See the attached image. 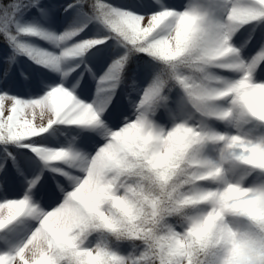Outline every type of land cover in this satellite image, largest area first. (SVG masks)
I'll return each instance as SVG.
<instances>
[{"label":"snow or ice","instance_id":"6c2138e0","mask_svg":"<svg viewBox=\"0 0 264 264\" xmlns=\"http://www.w3.org/2000/svg\"><path fill=\"white\" fill-rule=\"evenodd\" d=\"M0 37V264H264V0H8Z\"/></svg>","mask_w":264,"mask_h":264},{"label":"rangeland","instance_id":"374dc122","mask_svg":"<svg viewBox=\"0 0 264 264\" xmlns=\"http://www.w3.org/2000/svg\"><path fill=\"white\" fill-rule=\"evenodd\" d=\"M0 2L4 3L3 0H0ZM43 2L45 4L49 3L46 0H43ZM52 2L53 3H61L62 0H52ZM132 2H133V0H123L122 6L129 5ZM174 2L179 4V3H182L183 0H174ZM31 16H36L37 18H39V13H37V12H35V10H33ZM54 27L56 28L57 31H63V14L62 13H56L55 14ZM238 36L240 37V39L242 41L244 38H246V33H243V30H242L241 33H238ZM36 43L39 44V46H41V47L49 48L50 50H52L51 46L47 45L45 42L36 41ZM6 57H7V55L5 53H2L0 55V72H2L3 69L6 67V65L3 63V61ZM108 63H110V60L107 58V56L103 55V53H99L96 56H94V59H92V64L95 67L93 72L95 73V75L97 77H99L100 75L103 74ZM20 64H21V66L23 65V68H25V69L31 68L30 66L25 65L24 61L22 59H20ZM13 76L19 84L20 77H19V73L15 69V67H14ZM137 79L141 84H143L144 79H145L144 74L139 75V77ZM82 87H83V95L90 101L96 92V81L87 72L85 73L84 80L82 81ZM21 91H24V89L21 88ZM131 95H134V92H132ZM113 106H115V108L117 110L127 111L128 110V101H125V99H121V100L120 99H114L113 100ZM36 123H39V118H37ZM60 139L63 141L64 137H60ZM0 156H2V153H0ZM20 161L23 165H25L27 167L31 166L30 162L26 160L25 156ZM46 176H50V174L46 173ZM45 191L46 192L51 191L50 179H49L48 184L45 188ZM20 192H21L20 186L19 185H13L8 189V198H18V195Z\"/></svg>","mask_w":264,"mask_h":264},{"label":"trees","instance_id":"16d2710c","mask_svg":"<svg viewBox=\"0 0 264 264\" xmlns=\"http://www.w3.org/2000/svg\"><path fill=\"white\" fill-rule=\"evenodd\" d=\"M4 3H7L8 0H3ZM112 3L116 4L115 0H111ZM1 48H5V52L10 54V49L8 48L7 44L4 43L2 37H0V50ZM139 72H142V70H138L137 68V62L133 61L132 63L129 64L125 77H126V82L124 85H122V90L123 91H129L130 90V85L132 78L136 76Z\"/></svg>","mask_w":264,"mask_h":264}]
</instances>
